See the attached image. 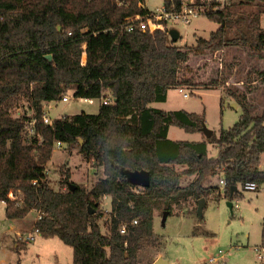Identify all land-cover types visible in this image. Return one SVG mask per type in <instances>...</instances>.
<instances>
[{"label": "trees", "instance_id": "1", "mask_svg": "<svg viewBox=\"0 0 264 264\" xmlns=\"http://www.w3.org/2000/svg\"><path fill=\"white\" fill-rule=\"evenodd\" d=\"M238 1L264 6V0ZM143 4L144 0H0V201L10 190L20 189L24 203L6 207V217L20 218L36 210L42 216L36 222L40 235L59 237L72 246L74 264H140L143 243L154 234L155 210L171 214L182 202L198 203L214 193L216 186L204 185L209 176L222 172L231 200L239 194L234 191L231 197L233 186L264 184V107L254 106L218 71L209 81L187 75L192 57L229 47L264 58L260 14L255 20L221 8L216 0H197L193 7L220 26L209 38L179 46L165 21L164 28L154 32L121 28L126 18L150 12ZM165 6L181 10L183 0H165ZM84 42L87 61L81 65ZM259 73L264 79V70ZM185 86L226 87L244 113L218 136L172 140L170 126L202 131L205 114L150 104L166 101L170 89ZM70 90L74 98L112 100L102 103L96 114L83 111L56 118L53 126L44 124L45 104L62 101ZM24 102L25 111L15 116ZM32 119L35 134L29 137L26 125ZM58 141L63 147L77 146L103 168L104 176L89 191L80 186L73 190L64 168L59 171L66 191L51 187L45 169ZM209 144L217 147L216 156L208 155ZM177 165L186 168L178 171ZM133 171L149 172L150 185L135 183ZM184 175L196 178L182 186ZM106 196L112 199L108 234L101 229V214H90Z\"/></svg>", "mask_w": 264, "mask_h": 264}, {"label": "rangeland", "instance_id": "2", "mask_svg": "<svg viewBox=\"0 0 264 264\" xmlns=\"http://www.w3.org/2000/svg\"><path fill=\"white\" fill-rule=\"evenodd\" d=\"M188 1L193 4L197 0ZM224 4L240 15L249 14L251 19L256 20L260 14L259 25L264 28V12L259 11L264 8L263 4L258 1L239 3L238 0H225ZM143 6L157 12L164 8L165 0H144ZM243 24L242 21L237 25ZM168 26L180 34L175 42L177 45L191 46L196 44L199 37L209 38L220 25L199 14L191 15L188 21L182 18L168 21ZM248 54V50L242 47H229L224 52L206 57L195 55L187 66V75H193L198 82L209 81L218 71L222 77H227V84L233 85L249 102L261 109L264 107V79L259 72L264 70V58ZM72 94L70 90L66 95L71 97ZM168 95V100L150 105L167 111L184 109L205 114L206 126L217 136L223 129L232 127L244 113L242 106L222 86L215 89L185 86L182 89H170ZM24 104L14 111L15 116L23 114L27 102ZM101 104L102 99L88 102L70 98L68 102L46 103L44 111L56 119L83 111L96 114ZM38 137L42 139L40 134ZM168 138L192 142L206 139V136L202 131L188 132L172 125ZM217 152V147L209 144L208 155L216 156ZM261 167L264 168V154ZM63 168L70 173V183L87 191L104 176L103 168L93 158L87 159L77 146L58 148L55 144L51 158L46 163V173L51 187L56 191H66L67 188L60 181L62 177L59 170ZM176 168L183 171L186 167L177 165ZM195 178L196 175H184L182 186H188ZM223 178L222 172H219L204 181V185L216 186L218 189L205 198L202 215L198 213V203L194 200L174 206L171 214L167 211L164 224L166 210H155L154 234L143 243L140 264H154L158 258L167 264H264V187L261 185L256 190H246L238 185L239 194L231 200L225 193V183L220 182ZM229 201L234 205L232 209L228 205ZM111 202V197L106 196L99 207H93L94 212L101 214L99 223L106 234L109 232ZM37 215L36 210H31L23 217L9 219L6 217L5 205L0 201V264H74L73 247L59 237L38 234L30 244H24L19 239L18 231L29 233ZM214 256H219L220 261L209 262Z\"/></svg>", "mask_w": 264, "mask_h": 264}, {"label": "built area", "instance_id": "3", "mask_svg": "<svg viewBox=\"0 0 264 264\" xmlns=\"http://www.w3.org/2000/svg\"><path fill=\"white\" fill-rule=\"evenodd\" d=\"M217 2L220 3V7L224 8L225 7V0H216ZM183 6L181 10H176L174 8V6H172L171 8H167L166 6H164V8L160 9L157 12H153L150 11L149 13H147L146 15L142 16L139 14H136L134 16L128 17L125 19V21L122 23L121 28L124 30H127L129 32L134 31L136 28H140L142 30H149L151 32H154L158 29H162L164 28V21L168 23V21L171 20H176V19H184L185 21L189 20V17L191 15H199L201 14V11L196 8L193 7L191 1H183ZM86 47H87V43L84 42L82 44V55H81V59H80V63L81 65H85L86 61H87V53H86ZM185 96H187V94H185ZM70 98H74L73 94L70 96L65 95L63 98V102H68L70 100ZM81 100H85L88 102H93L95 99L93 98H79ZM111 97H107L102 99V103L103 104H108L111 102ZM53 108V107H52ZM42 120L43 123L49 126H53L54 122H55V118H52L46 111L43 112V116H42ZM35 125H36V120L32 119L31 121L27 122L26 125V133L28 136L32 137L35 134ZM56 146L58 148L62 147V142L58 141L56 142ZM45 171L47 172L48 170L45 169ZM222 184L225 183V181L223 179H221L220 181ZM35 183V182H34ZM264 187V184H262ZM261 185L255 183V182H248L246 183V185L244 186L246 190H256L260 187ZM4 205L5 208L8 207L10 204H14L15 207H20L23 203V195L21 194V190L20 189H12L10 190V192L8 193L7 198H5L4 200L1 201ZM37 218L35 221V224L32 228V230L29 233H21L19 236V239L24 243V244H30L32 242H34L36 240V235L40 234V229L37 226L36 222L38 220L41 219V214L37 213ZM138 220H134L133 224H137ZM120 232L122 234L126 233V225L121 226L120 228ZM221 253V251H220ZM220 258L219 256H214L212 258H210L209 262H219Z\"/></svg>", "mask_w": 264, "mask_h": 264}, {"label": "water", "instance_id": "4", "mask_svg": "<svg viewBox=\"0 0 264 264\" xmlns=\"http://www.w3.org/2000/svg\"><path fill=\"white\" fill-rule=\"evenodd\" d=\"M59 29L61 30V27H59ZM169 35H170L172 41H174V42H176L180 38V34L176 29H170ZM46 57L49 60L52 59L51 55H47ZM202 131L205 134L206 138H210L214 134V131L212 129L208 128L205 123L203 124ZM130 176H131L132 180L141 187H148L150 185V174L147 171H133V172H130ZM70 186L73 190H75L77 188V185H74L73 183H70ZM237 190H238L237 186H233L231 188V197H232L234 191H237ZM205 204H206L205 198H202L198 201V213L200 215L203 214ZM228 205L230 206L231 209L234 206L232 201H229ZM93 212H94V210L90 211V214H93ZM167 216H168V212L166 211V212H164V216H163V224L165 223ZM154 264H167V262L164 261L162 258H158Z\"/></svg>", "mask_w": 264, "mask_h": 264}, {"label": "crops", "instance_id": "5", "mask_svg": "<svg viewBox=\"0 0 264 264\" xmlns=\"http://www.w3.org/2000/svg\"><path fill=\"white\" fill-rule=\"evenodd\" d=\"M168 97H169V95H168ZM168 97H167V100H168ZM21 234V232L20 231H18V235H20Z\"/></svg>", "mask_w": 264, "mask_h": 264}]
</instances>
